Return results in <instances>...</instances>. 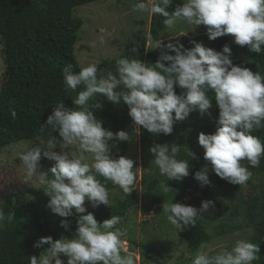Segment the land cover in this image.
Returning <instances> with one entry per match:
<instances>
[{
  "label": "clouds",
  "instance_id": "1",
  "mask_svg": "<svg viewBox=\"0 0 264 264\" xmlns=\"http://www.w3.org/2000/svg\"><path fill=\"white\" fill-rule=\"evenodd\" d=\"M171 5L173 0H149L147 4L134 5L132 10L164 17L163 24L170 30L178 22L191 30L204 25L210 40L230 35L233 43L250 52L264 51V0H183L169 11ZM186 34L181 32L178 36ZM192 44L185 49L179 42L158 41L152 49L170 52L162 51L155 63L121 57L116 60L115 73L101 76L96 63L78 72H73L71 65L63 68L64 90L76 93L72 98L76 107L69 109L61 102L57 104L39 131L56 130L58 138L51 136L46 142L18 153L24 169L23 182H35L36 189L49 197L50 210L65 218L60 221L62 227L68 228L66 218L73 215V209L86 212V201L93 208L101 204L111 206L106 184L98 177L118 186L126 196L136 188L133 160L110 155L117 141L130 140L129 134L124 130L113 133L102 127V121L91 110L102 107L97 96L115 104L122 101L135 128L142 127L155 135L171 134L174 124L185 120L191 112L209 114L214 101L219 109L215 132H200L197 137L208 164L196 171L194 178L202 187L209 185L210 165L212 172L229 183L244 185L251 179L252 172L241 162L247 161L255 168L264 158V142L252 134L264 122V76L234 64L227 44L221 51L196 41ZM132 52H136L135 47ZM176 88L181 94L176 93ZM209 92L214 93V100ZM70 146H75L76 151H69ZM148 151L159 174L167 180L181 181L188 176V157L195 158L188 148L187 158H179L181 146L176 144H155ZM41 152L55 162L47 171L40 164ZM160 188L163 193L170 191L165 182H161ZM214 210L212 200L202 201L199 209L179 202L163 205L166 220L178 232L194 227L198 217L213 215ZM5 219L0 207V223ZM121 224L119 215L98 222L87 212L77 219L74 238L40 237L34 247L47 244V251L30 255L29 264H65L61 255L67 257L66 264H136L135 254L124 246L127 229ZM260 259L258 243L238 239L230 250L221 248L214 255L197 252L192 264H254Z\"/></svg>",
  "mask_w": 264,
  "mask_h": 264
},
{
  "label": "trees",
  "instance_id": "2",
  "mask_svg": "<svg viewBox=\"0 0 264 264\" xmlns=\"http://www.w3.org/2000/svg\"><path fill=\"white\" fill-rule=\"evenodd\" d=\"M92 1L95 0H0V43L5 66L0 84V148L21 140L44 139L47 141L51 136L58 138L56 130L46 128L43 133H40L39 129L60 102L69 109L76 107L72 99L76 93L64 90L63 68L71 65L73 72H78L82 68L73 53L82 19L73 15L72 10L76 6ZM182 2V0H173V5L169 6L168 10L172 11L176 4ZM164 19L162 16L151 15L148 34L140 36L119 57L104 59L98 63V76L100 71L121 57L137 58L152 64L157 61L162 51L170 52L162 48L147 47V43L158 42L159 33L166 28L163 24ZM192 41L217 51H221L223 45L227 44L231 49L230 58L234 64L247 67L264 76V51L260 54L250 52L247 47L233 43L230 35L210 40L207 33L195 37L182 36L171 43L179 42L185 49H190L193 47ZM133 47L136 48V52H132ZM164 63L167 66L168 62ZM175 91L178 95L181 94L179 88ZM208 94L214 100V93ZM96 100L102 107L91 109L94 116L102 121V127L113 133L117 132V129L125 124L124 121L126 122L129 117L127 105L122 101L119 104L112 103L103 96H97ZM218 115L219 109L213 101L209 114L200 115L194 111L185 120L175 123L181 129L176 127L174 131L179 134L180 139L185 140L186 150L182 152L181 157L187 158V148L195 153V158L188 157L190 170L185 185L186 194L195 187L208 190L220 183H229L212 172L210 165H208L211 182L209 185L202 187L194 178V173L208 164L203 157L204 150L198 143V133H214ZM140 131L148 132L142 127ZM252 134L264 142V122ZM159 135L168 136L162 133ZM115 157L118 156H113ZM241 163L249 168L252 175L264 177V158L261 159L259 167L255 168L251 167L247 161ZM99 179L101 183L112 185L109 181L105 182L103 177ZM145 189L147 192L151 190L149 187ZM136 203L137 196L132 190L129 196L125 195L117 208L93 215L98 222H101L111 215L125 214L127 209ZM141 203L143 211H147L148 205L151 204L145 199H141ZM257 209L258 219L251 225L250 241L258 243L260 247L261 259L254 264H264L263 192ZM79 216L81 215L73 213L68 222L69 226L65 229L61 223L53 224L50 217L38 212L30 202L18 204L13 209L10 221L0 226V264H29L30 255L40 253L48 247L47 244L40 248L34 247L40 237L51 236L53 240H56L70 232H75ZM176 233L184 239L191 250H196L210 239L206 227L199 219L194 227L190 226L183 232L176 230Z\"/></svg>",
  "mask_w": 264,
  "mask_h": 264
},
{
  "label": "rangeland",
  "instance_id": "3",
  "mask_svg": "<svg viewBox=\"0 0 264 264\" xmlns=\"http://www.w3.org/2000/svg\"><path fill=\"white\" fill-rule=\"evenodd\" d=\"M138 3L147 4L149 0H95L76 6L72 10L73 15L82 19L73 52L80 66L98 64L108 58L115 59L124 54L140 36L148 34L151 15L146 12H134L133 6ZM181 32H187V34L178 36ZM202 33H206L204 25L196 26L191 30L187 24L178 22L174 30L167 28L162 30L158 41L175 42L182 36L195 37ZM156 43H147V47L153 48ZM1 48L0 43V84L5 68ZM115 71L116 62L100 71L99 76L106 75L108 72L115 73ZM124 123L117 131L128 132L130 140L117 141L111 148L110 155L125 156L134 162L133 171L137 177V184L133 191L136 193L137 203L128 208L125 214L119 216L122 217L121 226L127 229L124 246L129 252L135 254L136 264H192V259L199 251L214 255L221 248L230 250L238 239L250 240L251 225L258 219L257 206L261 193H264V177L252 175L244 185L220 183L208 190L195 187L186 194L187 176L181 181L167 180L159 174L158 168L153 163L152 154L148 151L149 147L155 144H176L181 146L179 158L185 159L181 157L182 152L186 150L185 140L180 139L179 134L174 131V128L181 129V127L174 124L171 134L160 136L146 131L141 132L140 129L135 128L130 116ZM44 142H46L44 139L21 140L0 148V207L6 215V219L0 223V226L8 223L12 218L13 209L26 201L30 202L38 212L50 217L53 224L65 219L50 210L49 197L42 190L36 189L35 182L30 184L23 182L24 169L18 153L26 151L36 143ZM68 150L76 151V148L70 146ZM54 163L41 152L40 164L43 170L47 171ZM48 174L52 175L51 172ZM161 182L167 183L170 191L163 193L160 188ZM106 187L112 201L110 207L101 204L93 208L86 201L85 213H77L75 209L73 213L95 214L117 208L125 195L118 186L112 184ZM145 187L151 190L147 192ZM141 199L150 201L147 211H143ZM205 200L214 202V214H205L197 219L206 227L210 239L196 250H191L166 220L163 205L179 202L199 209L201 202ZM66 219L68 222L71 220L70 217ZM74 235L75 232H70L63 237L71 239ZM46 251L47 249L40 253ZM40 253L35 255L38 256ZM60 258L66 264L67 257L61 255Z\"/></svg>",
  "mask_w": 264,
  "mask_h": 264
}]
</instances>
